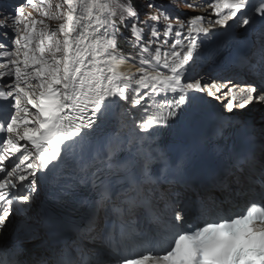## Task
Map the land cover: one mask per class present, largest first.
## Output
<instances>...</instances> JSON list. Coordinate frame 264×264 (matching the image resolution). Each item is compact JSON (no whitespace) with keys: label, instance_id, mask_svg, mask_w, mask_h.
I'll return each mask as SVG.
<instances>
[{"label":"snow or ice","instance_id":"snow-or-ice-1","mask_svg":"<svg viewBox=\"0 0 264 264\" xmlns=\"http://www.w3.org/2000/svg\"><path fill=\"white\" fill-rule=\"evenodd\" d=\"M51 7H0V264H264V0Z\"/></svg>","mask_w":264,"mask_h":264},{"label":"rangeland","instance_id":"rangeland-1","mask_svg":"<svg viewBox=\"0 0 264 264\" xmlns=\"http://www.w3.org/2000/svg\"><path fill=\"white\" fill-rule=\"evenodd\" d=\"M49 2L51 3V5H52V7H51V9H50V11H52V12H54L55 11V3L57 2V0H49ZM109 2H110V5H111V12H114L116 15L117 14H120V7L119 6H117V4H116V2L114 1V0H109ZM118 3H119V5L121 4V1L120 0H118ZM203 8H201V9H198L197 10V12L199 13V14H205V10L203 9ZM203 12H202V11ZM42 11V9L41 8H39V7H36V8H34V10L33 9H29L26 13H31L32 14V16L34 17V18H36V19H41V18H43V17H41L40 15H39V13ZM185 11H187L186 9H182V10H180V12H181V14H183V12H185ZM46 23H48L49 25H50V27H55L56 26V24H58L59 23V21H56V20H47L46 19ZM126 64H122L121 65V69H122V67H131L132 68V70H133V72H135V74H136V71H137V67L136 66H134L133 64H131V63H127V62H125ZM123 70V69H122ZM124 71V70H123Z\"/></svg>","mask_w":264,"mask_h":264},{"label":"bare ground","instance_id":"bare-ground-1","mask_svg":"<svg viewBox=\"0 0 264 264\" xmlns=\"http://www.w3.org/2000/svg\"><path fill=\"white\" fill-rule=\"evenodd\" d=\"M203 10V9H202ZM201 10V11H202ZM203 12V11H202ZM206 26V25H205ZM124 71H123V70ZM122 69H120L122 72H125V73H127V74H132L133 75V71L130 69V67H122Z\"/></svg>","mask_w":264,"mask_h":264}]
</instances>
